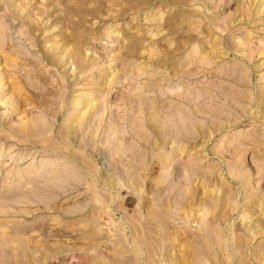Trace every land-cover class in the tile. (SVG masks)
I'll return each instance as SVG.
<instances>
[{"label": "rangeland", "instance_id": "374dc122", "mask_svg": "<svg viewBox=\"0 0 264 264\" xmlns=\"http://www.w3.org/2000/svg\"><path fill=\"white\" fill-rule=\"evenodd\" d=\"M0 264H264V0H0Z\"/></svg>", "mask_w": 264, "mask_h": 264}]
</instances>
